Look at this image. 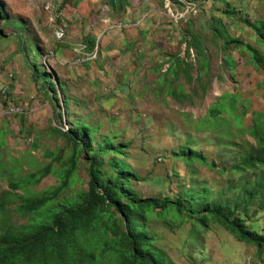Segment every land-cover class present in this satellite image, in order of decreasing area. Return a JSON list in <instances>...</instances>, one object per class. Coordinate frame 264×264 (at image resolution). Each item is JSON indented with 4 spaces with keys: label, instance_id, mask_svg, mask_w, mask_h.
Masks as SVG:
<instances>
[{
    "label": "rangeland",
    "instance_id": "obj_1",
    "mask_svg": "<svg viewBox=\"0 0 264 264\" xmlns=\"http://www.w3.org/2000/svg\"><path fill=\"white\" fill-rule=\"evenodd\" d=\"M63 1L0 0V202L12 223L29 221L18 210L23 199L54 194L62 185L61 166L69 165L73 152L65 134L77 122L91 130L94 152L107 142L122 151L99 158L102 178L115 175L111 160L121 161L136 177L132 187L142 200H175L191 191L210 192L213 200L239 194L241 175L231 176L230 169L257 146L248 130L264 115V64L256 65L246 48L261 51L250 23L264 22V0H122L117 8L119 0H99L86 9L77 6L81 0L67 9L73 0L61 7ZM48 4L60 14L55 21ZM84 10L92 19L85 25ZM126 14L133 18L126 22ZM65 24L60 40L56 32ZM90 29L95 36H84ZM227 36L242 43L225 45ZM33 42L44 49L42 59ZM33 62L50 74L54 89L43 88ZM224 94L236 101L214 121L210 112ZM187 151L206 162L187 160ZM91 160L88 151L77 156L60 200L89 190ZM263 210L252 206L247 219L261 233ZM146 223L153 247L171 264H264V249L239 242L213 222L195 236L191 223L158 213Z\"/></svg>",
    "mask_w": 264,
    "mask_h": 264
},
{
    "label": "trees",
    "instance_id": "obj_2",
    "mask_svg": "<svg viewBox=\"0 0 264 264\" xmlns=\"http://www.w3.org/2000/svg\"><path fill=\"white\" fill-rule=\"evenodd\" d=\"M176 1L183 4L180 0ZM2 15L4 12L0 5V19ZM7 21L8 17L4 23L7 24ZM250 25L260 37L262 52L252 46L246 48L256 65L261 62L264 64V22L260 27L253 23ZM87 42L90 44L89 53L93 54L95 43L91 38ZM232 42L242 43L227 36L225 45H231ZM31 48L36 58L42 59L44 49L34 42ZM31 53L29 50L28 55ZM33 63L36 66L34 73L42 81L43 88L50 85L54 89L50 74ZM233 96L224 94L221 102L211 110L210 116L214 121H217L214 114L227 110L229 104L234 106L236 98ZM248 131L257 141V146L244 151L241 162L230 169L231 176L241 175L237 185L241 191L239 194L235 191L230 196L221 195L213 200L208 196L210 192L191 191L175 200L166 198L160 201L140 199L131 183L136 177L119 160L110 161L115 175L103 179L99 158L109 154L121 155L122 151L114 149L107 142L99 153L94 152L88 144V139L93 136L91 130L84 123L77 122L65 134L73 152L69 165L61 166L62 185L56 188L54 194L45 193L23 199L18 209L29 216L28 223L21 226L13 224L4 202H0V264H171L164 252L152 245L154 239L147 232L146 223L151 213H158L161 219L191 223L193 236L200 231H208L213 222L239 242L253 245L261 252L264 249V233L260 232L258 223L248 224L247 219L252 206L258 205L264 209L263 114H258L253 127ZM84 151L92 154L89 190L80 192L76 198L60 200V194L69 186L74 174L77 156ZM184 156L187 160L206 162L204 157L191 151L185 152ZM49 171L51 168L37 179V183ZM248 173L254 175L253 181H248ZM206 201L209 205L201 208L199 202Z\"/></svg>",
    "mask_w": 264,
    "mask_h": 264
},
{
    "label": "crops",
    "instance_id": "obj_3",
    "mask_svg": "<svg viewBox=\"0 0 264 264\" xmlns=\"http://www.w3.org/2000/svg\"><path fill=\"white\" fill-rule=\"evenodd\" d=\"M65 1V0H64ZM64 1L63 2H60V4H61V7L64 5L63 3H64ZM120 2H119V4H116V8L117 7H120V5H121V1L122 0H119ZM127 1H131V0H127ZM140 2H141V4H144L145 3V1H141V0H139ZM98 2H99V0H81V2H79L78 1V5L77 6H79L80 8L81 7H85L84 9H86V7L88 6V7H94V6H96L97 4H98ZM147 2V1H146ZM75 4V0H73L72 1V5L70 4V3H67L66 5H64V8H71V6H75L74 5ZM144 8V7H143ZM126 9H127V6H126ZM84 14L85 15H83L82 16V18L81 19H83L84 18V16H86L85 18H84V20L82 21V23H84V25H85V23H86V20L88 19V20H92L91 18H90V15H89V12L87 11V10H84ZM111 14L109 15V18L111 19ZM126 16H127V18H130V19H132L133 17L131 16V15H129V14H126ZM136 16V18H138L139 20H140V22H145L147 19H144V18H142V17H139L140 16V14H137V15H135ZM101 20V19H100ZM123 20H125V19H122V21ZM100 22V21H99ZM88 23H89V21H88ZM91 35L90 37H92L93 35L95 36V34L92 32V30L90 29V30H88L87 31V33L84 35V36H88V35ZM89 39V38H88Z\"/></svg>",
    "mask_w": 264,
    "mask_h": 264
},
{
    "label": "built area",
    "instance_id": "obj_4",
    "mask_svg": "<svg viewBox=\"0 0 264 264\" xmlns=\"http://www.w3.org/2000/svg\"><path fill=\"white\" fill-rule=\"evenodd\" d=\"M184 3H186L185 1H184ZM191 7V8H193V9H195V7L193 6H191V5H188V7ZM46 12H47V14H48V16H49V18H50V20L51 21H55V18H59V16H60V14H58V12H57V10L50 4H48L47 6H46ZM195 11V13L197 12L196 11V9L194 10ZM66 24L64 25V28H61L60 30H58L57 32H56V34H57V36H58V39H64L65 38V36H66ZM5 92V90L3 91V93Z\"/></svg>",
    "mask_w": 264,
    "mask_h": 264
}]
</instances>
